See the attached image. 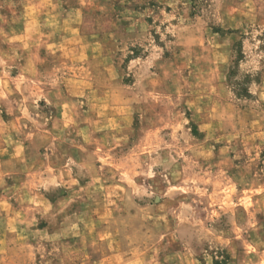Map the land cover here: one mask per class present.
<instances>
[{
	"label": "rangeland",
	"instance_id": "1",
	"mask_svg": "<svg viewBox=\"0 0 264 264\" xmlns=\"http://www.w3.org/2000/svg\"><path fill=\"white\" fill-rule=\"evenodd\" d=\"M0 264H264V0H0Z\"/></svg>",
	"mask_w": 264,
	"mask_h": 264
}]
</instances>
